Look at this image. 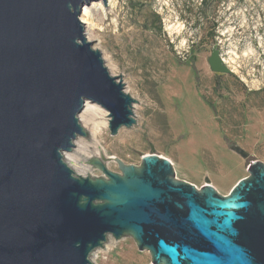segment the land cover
Listing matches in <instances>:
<instances>
[{"label": "water", "instance_id": "water-1", "mask_svg": "<svg viewBox=\"0 0 264 264\" xmlns=\"http://www.w3.org/2000/svg\"><path fill=\"white\" fill-rule=\"evenodd\" d=\"M91 1L0 0V264H92L108 236L131 238L152 264H264L261 160L226 195L178 179L154 153L138 165L88 158L101 176L62 163L59 153L87 135L85 101L108 112L110 135L136 122V100L84 35L79 16ZM207 61L232 72L215 46Z\"/></svg>", "mask_w": 264, "mask_h": 264}, {"label": "rangeland", "instance_id": "rangeland-1", "mask_svg": "<svg viewBox=\"0 0 264 264\" xmlns=\"http://www.w3.org/2000/svg\"><path fill=\"white\" fill-rule=\"evenodd\" d=\"M112 1L105 17L94 14L91 42L136 100V122L115 135L102 127L98 156L138 165L154 153L178 179L228 194L249 162L264 157V113L254 114L264 104V0ZM213 46L232 72L210 70ZM106 166L118 172L115 162ZM89 167L84 175L101 176ZM110 238L91 253L92 264H152L131 238Z\"/></svg>", "mask_w": 264, "mask_h": 264}, {"label": "bare ground", "instance_id": "bare-ground-1", "mask_svg": "<svg viewBox=\"0 0 264 264\" xmlns=\"http://www.w3.org/2000/svg\"><path fill=\"white\" fill-rule=\"evenodd\" d=\"M106 6L109 9H112L114 8L115 3L112 0H105V2H103L102 0H93L88 4L83 5L79 17L84 24V35L88 41L93 40L90 32L95 27V24L93 23L94 14H100V19H102L106 16ZM108 70L110 74L114 75L110 68H108ZM100 107L101 106L96 103L85 101L82 110L78 113V121L86 131V136L88 138L84 139L80 136H77L74 140L73 149L69 151L68 162L76 168L77 172L89 174L90 167L87 163L88 158H90L91 156L95 157L102 154L103 149L98 142L97 136L100 133L101 128L107 125L109 120V116L107 115L109 114L106 110V115L99 113L98 109ZM107 238L109 239V236ZM110 242L113 243V240L111 238Z\"/></svg>", "mask_w": 264, "mask_h": 264}, {"label": "clouds", "instance_id": "clouds-1", "mask_svg": "<svg viewBox=\"0 0 264 264\" xmlns=\"http://www.w3.org/2000/svg\"><path fill=\"white\" fill-rule=\"evenodd\" d=\"M59 155L62 156V163H64L65 166L71 170V173L75 172L77 176H84L83 172H76V169L74 168V166L68 162L69 161V152L67 150L64 151L63 153H59ZM86 199H87V197L81 196V198L79 199V204L81 203V200H86ZM76 245H77V247L80 246L79 241L76 242Z\"/></svg>", "mask_w": 264, "mask_h": 264}, {"label": "crops", "instance_id": "crops-1", "mask_svg": "<svg viewBox=\"0 0 264 264\" xmlns=\"http://www.w3.org/2000/svg\"><path fill=\"white\" fill-rule=\"evenodd\" d=\"M250 95L258 97L260 95V92H253ZM247 99H249V98H247ZM256 107H258V110L260 109L262 111H258V112L254 113V114H262V113H264V104L262 102H261V104H258V106H256ZM241 120H242V122L244 121V116H241ZM256 159L257 160H261L262 162H264V157H257Z\"/></svg>", "mask_w": 264, "mask_h": 264}, {"label": "trees", "instance_id": "trees-1", "mask_svg": "<svg viewBox=\"0 0 264 264\" xmlns=\"http://www.w3.org/2000/svg\"><path fill=\"white\" fill-rule=\"evenodd\" d=\"M155 18H156V20H157L158 23H159V27H161V24H160L159 18H158L157 16H156Z\"/></svg>", "mask_w": 264, "mask_h": 264}, {"label": "built area", "instance_id": "built-area-1", "mask_svg": "<svg viewBox=\"0 0 264 264\" xmlns=\"http://www.w3.org/2000/svg\"><path fill=\"white\" fill-rule=\"evenodd\" d=\"M224 61V60H223ZM224 63H225V61H224ZM226 64V63H225Z\"/></svg>", "mask_w": 264, "mask_h": 264}]
</instances>
